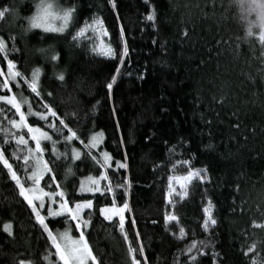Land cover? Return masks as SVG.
I'll list each match as a JSON object with an SVG mask.
<instances>
[{"label":"trees","instance_id":"16d2710c","mask_svg":"<svg viewBox=\"0 0 264 264\" xmlns=\"http://www.w3.org/2000/svg\"><path fill=\"white\" fill-rule=\"evenodd\" d=\"M55 1L63 8L76 6L62 33L28 28L25 18L39 0H0V8L16 9L15 18L0 20L7 58L27 79L40 69L41 96L22 80L20 87L10 81L12 91L0 90V95L26 98L28 104L22 107L26 113L29 104L33 113L42 110L39 102L46 98L81 136L103 132L102 145L91 149L101 161L103 150L126 165L115 173L112 168L102 169L79 140L66 145L57 132L46 129L53 140L58 139V152L54 155L47 142L45 158L55 162L54 174L66 195L93 199V207L82 216L87 219L90 213L84 231L96 264H130L129 244L143 245L149 264H212L213 252L216 264H264V227L253 224H264V49L257 36L238 39L244 36L246 21L241 17L247 13L233 0H215V4L213 0H114L115 8L108 0ZM149 13L154 14L153 21L147 19ZM94 14L103 20L102 30L108 35L91 34L89 28L79 43L74 42L76 29ZM122 29L128 55L120 64L104 52L109 46L114 51L122 46ZM53 54L56 61L51 60ZM118 64L121 72L109 93L106 84ZM0 71L5 74L0 76L2 82L8 73L4 53H0ZM61 72L63 81L57 79ZM0 110V144L8 141L9 156L15 151L10 163L19 168L23 182L27 146L12 137L23 134L28 139L27 132L12 127L10 120L19 116L11 105L0 101ZM38 119L35 114L28 116L34 123ZM53 122L59 127L58 121ZM28 146L34 147L33 142L29 140ZM73 148L80 153L78 159L72 158ZM189 168L204 169V182L195 178L182 198L178 191L166 201L167 177L183 176ZM101 170L109 177L100 180L101 187L111 182L118 202L124 189L115 185L125 176L129 181L127 242L118 217L105 220L99 214V207L110 204L112 195L77 192L81 182L98 178ZM209 202L217 223H209L205 231L203 208ZM169 213L178 219L166 226L164 216ZM5 223L12 225L13 235L4 231ZM52 227L62 231L65 225L53 221ZM180 227L185 229L183 237ZM72 235L79 233L73 230ZM193 240L197 248L189 253ZM47 252L52 253L49 258H56L47 235L0 165V264L21 260L47 264L43 260ZM191 256L196 260L191 261Z\"/></svg>","mask_w":264,"mask_h":264},{"label":"snow or ice","instance_id":"6c2138e0","mask_svg":"<svg viewBox=\"0 0 264 264\" xmlns=\"http://www.w3.org/2000/svg\"><path fill=\"white\" fill-rule=\"evenodd\" d=\"M237 7H239L242 11L246 12L247 15L241 17V19L246 21V29L243 37H238V39H247L248 37L257 36L262 49H264V0H233ZM108 3L115 8L114 0H108ZM213 4H215V0H213ZM76 11V6L72 5L65 8H59L53 2V0H39V2L35 3V11L25 19L28 22L29 29H41L44 32H64L68 26L70 21L74 17V13ZM252 13H255V19H249ZM11 16L15 18L16 9L12 7H3L0 8V20L5 19L6 17ZM147 19L149 21L154 20V14L149 13L147 15ZM54 20H58L59 24H53ZM91 28L93 32L98 29L103 28V20H101L95 14L91 18V20H85L82 26H79L75 33L72 35V39L74 42L79 43V39L84 36L85 32ZM254 28H258V32H254ZM186 35V33H184ZM103 35L107 36L108 33L106 30L103 31ZM12 38V37H10ZM121 44L117 50H113L111 46L108 47L107 51L104 52V55L109 56L113 59H118L120 64H123L125 58L128 55V47L126 43H124V31L121 30L120 33ZM217 43H220L219 41ZM15 46H13V51H15ZM95 51V48L93 49ZM43 51V50H41ZM0 53L5 54V59L7 60L8 65V73L6 78L0 82V90L6 89L7 92H11L12 89L9 87L10 81H15L16 86L20 87V81L22 80L25 84L28 85L31 92L36 94V96H41L40 91L38 90V78L40 74V69H34L31 74V79H27L24 74L16 69V64L13 59L7 58V49L6 42L3 36H0ZM261 55H264V51H262ZM58 56L53 54L51 56L52 61H56ZM121 68L118 64L115 68V74L111 76L110 82L106 84L109 93H111V89L113 87V83L117 80V75L120 74ZM5 75L2 71H0V76ZM140 78H143L142 74ZM57 79L63 81L64 74L58 73ZM48 95H51L49 93ZM0 101L6 102L8 105H11L12 108L15 109V114L19 116V120L12 119L10 123L13 128L16 129H26L28 139L25 138V135H13V139L18 145L27 146V154L23 156L24 161V173L25 178L22 182L21 177L18 175L19 168L14 169L13 164L10 163V159L12 156H15L16 153L13 151L12 156L8 155L9 147H5L8 145V141L5 140L4 144H0V165L3 166L4 169L7 170V174L12 181L15 182L16 188L19 190V196L23 198L24 202L27 203L28 207L31 209L32 215L35 217L36 222L40 225L43 230V233L47 235V240L51 244V247L55 249V256L57 261L60 264H88L89 260H91L92 264H96V258L93 255V252L88 244V241L85 236L84 229L89 227L90 222V213L88 214L89 218H84L82 213L85 209H91L93 207V199L87 198H75L69 197L66 195L65 190H63L61 184L57 181V177L54 174V161L51 159L45 158V153L48 152V145L43 144V141H48L51 143L52 148L51 151L54 155L57 154V149L55 147L58 139L62 137L65 144L67 145L70 141L79 140L84 147L88 149L86 155L91 156L93 160L97 161V163H101V168H112L115 173L116 170L120 168H125L126 165L120 160H114L111 154L108 151H101L100 157H102V161L91 151L92 148H95L98 143L101 142L103 138L102 131H94L90 137L81 136L79 132L74 130L71 127V121H66L64 118L58 115L57 110L54 105L50 102H46V98L41 99L40 107L42 110L33 113V108L31 104H29L27 113L21 110V106L23 104H28V100L23 96L18 100L16 96H10L8 94L0 95ZM2 111V110H0ZM37 115L38 121L31 122L27 119L30 115ZM51 117L52 120L48 118ZM39 121H44L45 123L40 124ZM53 121H58L59 127ZM46 129H53L55 132L59 134L57 140H53L52 136L49 134V131ZM66 129V133L64 132ZM29 140L33 142L34 147L28 146ZM86 141V142H85ZM123 145V141H121ZM171 151V150H170ZM73 159H78L80 153L76 151L75 148L72 150ZM19 159V157H16ZM126 158V157H125ZM29 161L32 163L29 165ZM183 164H189V160H183ZM114 166V167H113ZM29 167L31 171H29ZM71 167L68 168V173H71ZM198 178L201 183L206 179V171L204 169L197 168H189L187 173L183 176L173 177L169 175L167 177L169 184L168 190L165 192V200L168 201L169 194L174 191L172 188V181L175 179L177 183L181 184V188L183 189L184 184L191 182L193 178ZM90 181V186L85 187V184L81 182L79 189L77 192H89V193H99L100 196H105V194L112 195V201L110 204H104L99 207V214L105 220H112L113 217H118L119 226L124 237L125 242L128 241V233L124 230L125 224V212L129 211L128 200L126 199L127 185L129 181L125 176L123 178L122 183H117L115 185L116 188H123V197L122 202H118V198L115 195L114 188L111 185V182L106 187H101L100 180L108 181L109 177L106 173L101 170L98 178L93 179L92 177H88ZM42 181H44V185L42 186ZM55 185L53 188L52 185ZM47 188L48 190H45ZM181 198L183 197V191L178 193ZM58 197V199H54ZM38 201V203H37ZM47 201V202H46ZM41 210L44 211L45 214H42ZM204 220L201 224V227L207 231L209 223L215 225L217 221L212 216L211 211V202L209 205L203 208ZM177 216L174 214H166L164 216L165 225H168L169 221H177ZM60 223L63 221L65 227L63 230L55 229L52 227V223ZM155 223V221H154ZM255 227H264V224H257L253 222ZM135 220L132 221V227L135 228ZM4 231L7 232L10 236L13 235L11 231L12 225L10 223L4 224ZM75 230L79 233L78 236H73L72 232ZM179 235L183 237L185 235L184 227L179 228ZM139 233L136 234V240H139ZM203 247H207L204 245V242H200ZM194 248H197V241L193 240L191 245L187 248V251L191 253ZM200 254H203L202 249H198ZM252 247H249L248 251H251ZM128 256L130 257V264H149L148 259L145 257V248L143 245L140 247H133L129 244L127 248ZM247 255V252L245 253ZM52 255L51 252H47L43 256V260L47 262V264H54L53 261L49 259ZM213 262L212 264H216V256L215 252L212 253ZM144 258L141 260L140 258ZM191 261H195L196 257L191 256ZM19 264H32L31 261L21 260ZM253 264H256L253 261Z\"/></svg>","mask_w":264,"mask_h":264},{"label":"rangeland","instance_id":"374dc122","mask_svg":"<svg viewBox=\"0 0 264 264\" xmlns=\"http://www.w3.org/2000/svg\"><path fill=\"white\" fill-rule=\"evenodd\" d=\"M53 2H54V4L56 5V6H58L59 8H63V7H61L59 4H58V2L57 1H55V0H53ZM71 22V21H70ZM53 24H59V21L58 20H54L53 21ZM27 25H28V22H27ZM69 25H70V23H69ZM69 27V26H68ZM68 29V28H67ZM30 30H33V29H30ZM39 30H41V29H39ZM42 31V30H41ZM98 31V34H102L103 33V30L102 29H98L97 30ZM90 32H91V34H93L94 32L92 31V30H90ZM57 33V32H56ZM101 47L104 49V45H101ZM2 102H4V101H2ZM6 103V102H5ZM22 107H23V105L21 106V110H22ZM27 119H28V117H27ZM18 130H22V129H18ZM103 139H104V137L102 138V140H101V142H100V144L98 143L97 144V146H98V148L102 145V143H103ZM48 141H43L42 143L43 144H45V143H47ZM50 143V142H49ZM51 144V143H50ZM57 146V147H56ZM55 147H56V149H58V145H56ZM96 146V147H97ZM51 148H52V145H51ZM58 152V151H57ZM173 177H179V176H176V175H172ZM195 179V177L193 178V180ZM192 180V181H193ZM83 183L85 184V187H88V186H90V181L87 179V180H85V181H83ZM189 183H191V182H188V183H185L184 184V187H183V189L181 188V184L180 183H177L176 182V180L174 179L173 181H172V188L174 189V191H172L170 194H169V199H171V197H172V195H175L178 191L179 192H181V191H183V195L185 194V191H186V187H187V185H189ZM168 184H169V181H168ZM168 190V189H167ZM81 193V192H80ZM81 194H93V193H89V192H82ZM96 194V193H95ZM54 199H58V197H55ZM168 199V200H169ZM47 202V201H46ZM37 203H38V201H37ZM85 211V210H84ZM41 212H42V214H45L44 213V211L43 210H41ZM82 215H83V213H82ZM56 257V256H55ZM51 261H53L54 262V264H60V262H58L57 261V258H49ZM92 262H91V260H89V262H88V264H91Z\"/></svg>","mask_w":264,"mask_h":264}]
</instances>
